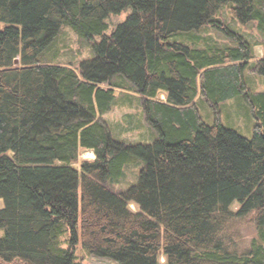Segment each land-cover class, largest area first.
<instances>
[{
    "label": "trees",
    "instance_id": "obj_1",
    "mask_svg": "<svg viewBox=\"0 0 264 264\" xmlns=\"http://www.w3.org/2000/svg\"><path fill=\"white\" fill-rule=\"evenodd\" d=\"M229 5L264 34V0H0V264H82L80 241L119 264H264V90L249 76L264 79V58L218 19ZM65 25L102 38L78 67L46 56ZM207 27L235 45L177 39ZM116 90L139 96L152 144L113 137L102 116ZM237 97L257 121L251 139L222 124ZM81 150L96 159L77 169ZM140 161L138 184L115 190ZM246 218L257 237L240 249Z\"/></svg>",
    "mask_w": 264,
    "mask_h": 264
},
{
    "label": "rangeland",
    "instance_id": "obj_2",
    "mask_svg": "<svg viewBox=\"0 0 264 264\" xmlns=\"http://www.w3.org/2000/svg\"><path fill=\"white\" fill-rule=\"evenodd\" d=\"M230 7L222 9L218 19L230 25L233 30L242 35L249 41L254 49L256 56L255 61L264 58V34L258 31L256 24L241 25L234 21L231 16ZM132 13V9H128L119 15H110L106 20L109 29L106 35H111L115 28L126 21L127 17ZM190 34L184 36H177L178 41L188 44L194 48H226L234 46L235 44L227 39L221 32L207 27L200 31L189 32ZM102 40L101 36H94L90 41L80 38L74 30L65 25L56 40L53 47L46 53L48 59L62 64H71L78 67L82 61L92 59L95 56L92 45L99 43ZM173 41L174 38L172 37ZM175 41V40H174ZM254 61V62H255ZM250 80L256 84L259 91L264 90V79L257 74H250ZM116 103L111 112L102 116V119L108 123L113 137L116 140L125 142L127 144H152L158 139L157 133L147 123L139 96L134 92H122L116 90ZM161 99L165 100V96L161 95ZM201 114L208 125L215 123V114L206 104L200 107ZM221 120L222 124L234 131H237L243 137L251 139L254 134V128L257 121L251 115L246 102L242 97H237L229 100L221 107ZM96 159L94 152L81 150L78 163L75 168L80 169L83 162H92ZM145 164L140 161L138 165H134L130 169L127 167L125 178L120 182L113 185L117 191H126L137 185L139 177L143 171ZM239 204L234 205V210L238 209ZM3 207L0 201V209ZM133 211L137 208L135 205H130ZM236 229L239 231L240 236L237 239L238 248H249L252 241L257 237V230L254 224L249 219L240 220L236 224ZM4 236V232L0 231V238ZM69 235L66 234L62 238L61 247L68 249L66 240ZM259 240V238H258ZM261 250L264 253V241H259ZM76 261L82 264H119L118 262L109 258L96 257L89 253L80 241L75 250ZM161 262H165V258H161ZM4 264V263H2ZM11 264H23L20 261H15Z\"/></svg>",
    "mask_w": 264,
    "mask_h": 264
},
{
    "label": "water",
    "instance_id": "obj_3",
    "mask_svg": "<svg viewBox=\"0 0 264 264\" xmlns=\"http://www.w3.org/2000/svg\"><path fill=\"white\" fill-rule=\"evenodd\" d=\"M19 63H20V60L17 59V60L15 61V65H18Z\"/></svg>",
    "mask_w": 264,
    "mask_h": 264
}]
</instances>
